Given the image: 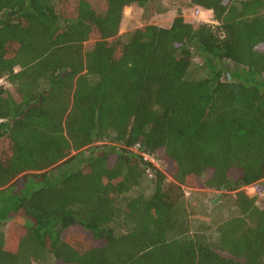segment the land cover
<instances>
[{
	"label": "trees",
	"instance_id": "obj_1",
	"mask_svg": "<svg viewBox=\"0 0 264 264\" xmlns=\"http://www.w3.org/2000/svg\"><path fill=\"white\" fill-rule=\"evenodd\" d=\"M130 6L164 11L0 0V264H264V0L119 35ZM185 188L232 215L195 230Z\"/></svg>",
	"mask_w": 264,
	"mask_h": 264
},
{
	"label": "rangeland",
	"instance_id": "obj_2",
	"mask_svg": "<svg viewBox=\"0 0 264 264\" xmlns=\"http://www.w3.org/2000/svg\"><path fill=\"white\" fill-rule=\"evenodd\" d=\"M189 0H162L164 11L157 14L144 16L141 9L136 6L126 7L123 13V19L119 30V35L131 32L139 27L147 24L156 25L162 28H168L172 20L177 15V11H181V15L186 22L199 23L198 20L214 21L211 13H205L203 18H198L195 7H188ZM213 19V20H212ZM195 63L203 65L204 61L198 56L194 57ZM227 67L234 71L238 66L227 64ZM0 85L11 90L5 81H1ZM12 91V90H11ZM154 165L159 168L160 165L153 161ZM256 188L249 186L244 188L246 194L250 197L254 195ZM186 208L190 212V223L195 230H207L209 225H215L224 218L233 213V206L230 200L231 194L222 191H213L206 188L202 189H184ZM9 224L2 230L8 233Z\"/></svg>",
	"mask_w": 264,
	"mask_h": 264
},
{
	"label": "built area",
	"instance_id": "obj_3",
	"mask_svg": "<svg viewBox=\"0 0 264 264\" xmlns=\"http://www.w3.org/2000/svg\"><path fill=\"white\" fill-rule=\"evenodd\" d=\"M195 10H196V15H197V17H195L196 19L201 18V17L203 18L202 15H204L205 13H211V12H208V11H206V10L199 9V8H195ZM212 20H213V19H212ZM198 22H199V23H204V24H210V25H217V23H216L215 21H209V20H198ZM1 81H3V80H1ZM1 81H0V82H1ZM144 158H145L146 160H149L151 163H153V161H154L151 157H149V156H147V155H144ZM153 164H154V163H153ZM256 194H258V198H259V199H261V200L264 201V187L260 190L259 193H257L256 190H255L253 196H255ZM253 196H252V197H253Z\"/></svg>",
	"mask_w": 264,
	"mask_h": 264
}]
</instances>
